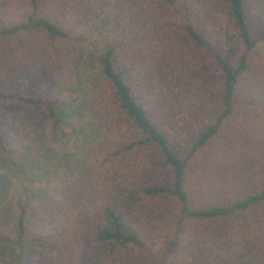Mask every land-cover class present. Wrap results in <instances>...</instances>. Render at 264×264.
Listing matches in <instances>:
<instances>
[{"label":"trees","instance_id":"16d2710c","mask_svg":"<svg viewBox=\"0 0 264 264\" xmlns=\"http://www.w3.org/2000/svg\"><path fill=\"white\" fill-rule=\"evenodd\" d=\"M44 76L56 99L26 92ZM93 91L105 200L65 197L93 264H264V0H0V264L51 246L11 194L20 161L36 164L11 146V112L43 147L30 118L46 111L40 172L64 184Z\"/></svg>","mask_w":264,"mask_h":264},{"label":"rangeland","instance_id":"374dc122","mask_svg":"<svg viewBox=\"0 0 264 264\" xmlns=\"http://www.w3.org/2000/svg\"><path fill=\"white\" fill-rule=\"evenodd\" d=\"M87 72L88 74L86 73L85 76H97L93 68L87 69ZM57 86L58 83L51 80L49 76L38 77L29 81L26 92L39 99H56ZM94 92L96 93L93 91L86 95V112L78 123V128L83 132L79 133V137H76L68 145L71 152L81 150L87 155L84 160L77 159L78 165L74 164L72 167H77L82 163L83 166L74 168L70 174H67L65 179L69 182H64V184L60 178L47 182L40 172L41 168L48 170V166L45 163V156L41 157L38 151L46 150L48 144L53 147L52 142L50 143L51 126L46 111L38 109L36 114L30 118V120L38 122V132H45L48 135V142H45L46 146L43 147L40 146L42 140L35 139V135L29 138L22 137L24 128L23 122L18 120L19 110L15 108L11 112L18 125L13 132L11 146L13 150L18 148V145L21 149L26 148L29 156L36 162L33 166L25 159L20 161V167H18L20 170L22 169V172L9 176L12 182L11 194L17 198L23 197L22 201L29 203V214L31 215L29 223L34 233L43 237L46 236L51 241L49 248H31L27 259L28 264H93L95 262L96 253L77 233L78 211H71L65 199L71 191L78 195L85 188L87 192L93 194L92 198L99 203L105 200L104 186L96 171V166L100 163L106 148L105 133L103 132V119L97 109L99 95L98 99L95 100ZM25 145L27 147H24ZM60 164L58 165L59 174L63 173L66 168L64 160H61ZM2 170L4 169H0L2 174H5V171ZM24 191H26L25 194ZM11 212L13 214L8 213L10 219L14 218L13 215H15L13 211ZM9 227H11L10 224H8L7 229L9 230L8 233L12 235L13 230Z\"/></svg>","mask_w":264,"mask_h":264}]
</instances>
